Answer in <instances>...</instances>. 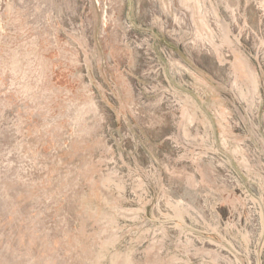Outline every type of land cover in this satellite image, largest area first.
<instances>
[{
	"label": "rangeland",
	"instance_id": "rangeland-1",
	"mask_svg": "<svg viewBox=\"0 0 264 264\" xmlns=\"http://www.w3.org/2000/svg\"><path fill=\"white\" fill-rule=\"evenodd\" d=\"M0 264H264V0H0Z\"/></svg>",
	"mask_w": 264,
	"mask_h": 264
}]
</instances>
